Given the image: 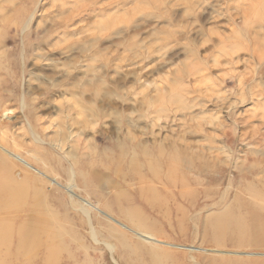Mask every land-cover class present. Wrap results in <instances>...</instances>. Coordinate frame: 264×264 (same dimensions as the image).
<instances>
[{
	"label": "rangeland",
	"instance_id": "1",
	"mask_svg": "<svg viewBox=\"0 0 264 264\" xmlns=\"http://www.w3.org/2000/svg\"><path fill=\"white\" fill-rule=\"evenodd\" d=\"M0 122L54 234L12 264H264V0H0Z\"/></svg>",
	"mask_w": 264,
	"mask_h": 264
},
{
	"label": "bare ground",
	"instance_id": "2",
	"mask_svg": "<svg viewBox=\"0 0 264 264\" xmlns=\"http://www.w3.org/2000/svg\"><path fill=\"white\" fill-rule=\"evenodd\" d=\"M21 25H23V24H21ZM26 30L27 29L24 26L21 29V32L25 33ZM15 31H17V30H15ZM30 134L33 136V143L35 145L40 146L42 143L38 139L34 138L33 131H30ZM23 148H24V146L21 143H18L14 138H12V136H10L7 133L6 126L3 125L0 122V173L1 174L7 173V177L10 178V180H13L12 178H13L14 175H13L12 171H13V168H15L16 166L20 168L19 170L26 171V169L24 168L25 164H22V163H25V161H26V159L25 158H22V156H21V150H23ZM24 149H26V148H24ZM164 158L162 156L160 158V160L162 161V160H164ZM142 159H144V158H142ZM137 160H135L134 162H136ZM145 160H146V158L144 159V162H146ZM182 160H183V156H180L179 154H173L169 158H166L165 159V162H162V164L164 166L165 163L167 164V162H171L172 163V168L170 166V172H171V174L173 176H175V175L179 174V172H181L182 169H183ZM140 163L142 164V162H140ZM129 164H131V163H129ZM133 164H134V166H132V168L130 167V169L131 170L133 169V172H134L135 176L141 177V167H139L138 163H133ZM149 164H146V166H147L146 168H147V170L149 168L150 172L152 173L151 175L153 176V178H155V175H159L161 173L160 172L161 170L158 173V170L157 169L159 167L154 168L155 167V164L152 165V162L151 161L149 162ZM142 166H143V164H142ZM165 166H164V168H166ZM143 168H144V166L142 167V169ZM27 175H29V174H27ZM161 178H162V176H161ZM49 179H51V178H49ZM3 180H5V179L3 178ZM144 180H146V179H144ZM168 180L169 181H167V182H169L170 184H174V182H175L172 178H169ZM0 181H2L1 178H0ZM15 181L17 182V180H15ZM50 181L51 182H54L53 179H51ZM141 181L143 182L142 179H141ZM150 181H152V180H150ZM160 181L164 182L162 179ZM162 182H160V183H162ZM2 183H3V181H2ZM68 186H69V188L73 186V180H72V178H69V180H68ZM14 187L15 186H13V185L12 186H10V185H0V250H1L0 251V264H12L14 261H17L19 259H22L23 261L27 262L28 261L27 256H29L33 250H35L36 248H38L41 245V243H43V244L44 243H48V242H50V240H52L54 238L53 237L54 234L52 235L51 233L49 235L48 234H46V235L44 234L43 235V230L40 229L41 228V225H37V221H35V217L36 216H34V212L32 210L33 208H31L32 206L30 207L28 204H24L25 205L24 206L23 205L24 202H22L21 205H16V204L8 203V201H7L8 200V197H11L12 196V198H14L13 197L14 196ZM242 187H241V189H242ZM250 190L251 189L244 190L247 193L246 194L247 196H248V194L249 195L252 194V196H255V197H257V196L262 197L263 196L262 195L263 193L260 194V193H256L257 192L256 190H251V191ZM147 191H148V189H147ZM69 192L70 191L68 190V193ZM149 192H151V191L149 190ZM19 198L20 197H17V199H19ZM240 198H241L240 196H239V199L237 198L238 201L240 200ZM151 199L153 200V198H151ZM144 200H145V198H144ZM261 200H262V198H261ZM263 201L264 200H262V202ZM114 205H116V204H114ZM94 210L97 211V212L102 213L99 209H94ZM103 215L105 216V214H103ZM247 216L249 217L250 215H247ZM240 217H242V216H240ZM239 220H242V219H239ZM243 221H242V223H243ZM112 222L115 223L121 229L124 230V226H122L121 224H119L117 221L114 220ZM239 223L241 224V221ZM222 224L220 225V222H219V223L215 224V228H211V230H215L214 233L212 232V235L215 236L214 238L220 239L221 238L220 237V235H221L220 233H222L221 231L224 228H227V225H225V224L222 225ZM240 224H239V226H241ZM108 227L109 228H112L111 226H108ZM254 229H256V228H254ZM115 231H116V229H115ZM44 233H46V232H44ZM40 234H42L43 237H41ZM136 235H137V237L139 238V240L143 244H147V245H150L151 246L152 244L155 243L154 240H153V237L148 236V235H144L141 231L137 232ZM220 241L223 242L222 239H220ZM48 256H45V258L48 257ZM22 264H26V263H22Z\"/></svg>",
	"mask_w": 264,
	"mask_h": 264
}]
</instances>
